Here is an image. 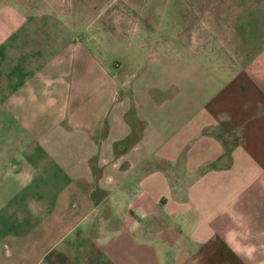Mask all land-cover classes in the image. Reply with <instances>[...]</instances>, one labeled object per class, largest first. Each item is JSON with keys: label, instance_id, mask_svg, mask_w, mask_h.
<instances>
[{"label": "crops", "instance_id": "obj_1", "mask_svg": "<svg viewBox=\"0 0 264 264\" xmlns=\"http://www.w3.org/2000/svg\"><path fill=\"white\" fill-rule=\"evenodd\" d=\"M186 4L175 35L140 8L136 71L90 55L71 94L61 58L18 68L0 24V264H250L221 239L232 218L258 264L264 0Z\"/></svg>", "mask_w": 264, "mask_h": 264}, {"label": "rangeland", "instance_id": "obj_2", "mask_svg": "<svg viewBox=\"0 0 264 264\" xmlns=\"http://www.w3.org/2000/svg\"><path fill=\"white\" fill-rule=\"evenodd\" d=\"M248 1L243 0L244 3ZM186 5V0H0V24L9 25L12 21V39L19 41L16 40L18 68L23 62L38 67L37 56L43 57L47 63L61 58L62 69L66 71L65 81L70 82L67 93L71 94L74 91L73 82L77 80L75 72L80 75L86 70L90 55L99 63L125 62L130 68L124 72L136 71L135 62L141 60L134 61L132 51L137 47L134 45L128 48L127 45L128 33L130 36L138 33L136 12L140 8L150 7L151 21L158 31L175 35L183 33L181 26L185 24ZM9 6L12 9L8 10ZM123 11L129 19V29L124 30L127 35L125 41L121 36V27L117 24V21H121ZM247 18L248 15L243 17L249 21ZM5 32L0 30V38L4 37ZM132 38L133 41L138 40L137 35ZM44 71L48 70L45 68ZM124 78L122 72L114 76L115 84L118 85L115 102L121 98ZM161 79L162 84H165L166 79ZM131 80L135 78L132 76ZM89 101L91 99L86 98L84 102ZM17 129L19 135L23 136V127L19 125ZM249 241L248 238L245 242ZM259 258L261 260H258V264L264 263V254Z\"/></svg>", "mask_w": 264, "mask_h": 264}, {"label": "clouds", "instance_id": "obj_3", "mask_svg": "<svg viewBox=\"0 0 264 264\" xmlns=\"http://www.w3.org/2000/svg\"><path fill=\"white\" fill-rule=\"evenodd\" d=\"M233 227L221 236L223 243L235 254L241 261L253 262L257 251L255 245L246 243L248 236L244 230L242 222H237L232 218Z\"/></svg>", "mask_w": 264, "mask_h": 264}]
</instances>
